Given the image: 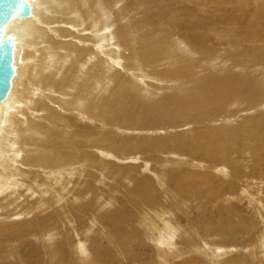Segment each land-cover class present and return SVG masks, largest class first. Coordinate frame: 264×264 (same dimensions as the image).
I'll return each instance as SVG.
<instances>
[{"label":"bare ground","instance_id":"obj_1","mask_svg":"<svg viewBox=\"0 0 264 264\" xmlns=\"http://www.w3.org/2000/svg\"><path fill=\"white\" fill-rule=\"evenodd\" d=\"M30 1L34 3V16L16 21L9 28L15 30V61L20 62L17 64L20 67L9 98L0 104V243L4 242L10 248L11 243L23 240L25 236L39 237L45 246L46 240L48 243L58 242L62 254L70 247L72 260L62 257L55 250L57 246L52 250L51 246L49 250L45 248L47 256L59 257L63 264H76L74 259H80L79 264L92 263L93 255L95 264H120L117 259H112L107 249L97 245L90 248L88 245L90 235L100 230L97 228V217L89 219L90 228H84L81 233L82 229L75 225L77 222L73 209L78 206L103 205L102 200L107 196V203L117 201L122 209L118 210L117 216L102 210L103 220L115 227L118 234L127 226L132 220L133 211L129 209L131 205H125L118 193L121 194L122 188H126L124 181L134 168L120 167L107 161L106 154L124 161L132 160L148 149L158 150L168 146L175 149L181 143L178 144L177 140H183V133L176 131L181 123L163 122L162 117H174L172 111L184 103H197L196 98L190 95L194 89L184 92L180 85L193 70L194 75L200 72L199 67L208 71L207 77L196 78L195 85L196 92L205 91L201 100L205 105L213 107L212 110L228 101L241 99L238 97L241 94L249 96L250 90L254 88L264 91V82L259 83V80L249 79L239 73L235 76L214 75L213 63L219 60L218 52L213 53L214 49L205 42L203 31L194 33V36L187 35L191 20L200 18L212 26H223L230 30L252 52L258 50L262 54L264 15L260 17L259 23H252L248 13L233 11L227 0H172L174 10L181 15V18L175 20V27L183 33L188 31L186 36L194 43L192 50L201 56V59L197 57V60L183 65L182 59L185 56L180 50L189 48L185 33L176 35L171 32L170 37L163 36L167 39L156 41L150 31L144 30L145 34L142 32L137 37L136 30L145 27L143 24L147 26L149 18L143 22H137V18L132 17L122 18L131 13L128 8L118 9V0ZM172 40L175 42L172 43ZM154 45L160 49H155ZM177 56L179 59L174 60ZM202 62L206 64L200 65ZM145 86H150V91L154 92L165 89L173 92L165 96V102L157 107L149 104L150 100L149 103L145 102ZM107 92H111L114 99L109 100L110 96L98 103L100 98L94 95L102 99L100 94ZM95 97L98 98L97 103ZM224 100L228 101L220 103ZM110 129L140 135L135 138L122 137L124 135L108 132ZM171 129L174 134H168L170 137L153 139L148 135L152 132L169 133ZM210 135L211 141L218 140L219 143L221 135L218 128L210 129ZM153 141L158 142L151 144ZM212 146L209 142L203 150L199 145L192 150L204 156ZM224 149H220V152ZM161 175L166 176L164 172ZM159 177L157 180L160 183ZM110 179L116 182L114 186L106 184V180ZM151 179L149 176L141 179L131 177L133 189H125L128 194L126 196L132 198L134 207H150L154 211L146 209L142 212L139 227H143L149 242L155 237L152 243L159 242V245L171 250L175 248L176 236L182 226L179 222L174 223L173 219H167L164 211L159 214L154 207L162 194L157 193L156 184L153 182L155 185H152ZM166 179L161 180L163 184ZM164 185L168 187L170 184ZM102 187L108 188L105 194H102L104 189L100 192L99 188ZM175 188L179 191L177 186ZM95 211L91 214L96 215ZM30 215L35 216L27 223L5 222ZM78 218L85 220V216ZM155 218L158 219V225ZM105 241L120 250L117 239ZM26 251L28 257H33L27 259L24 254L27 259L25 264H40L38 255L35 256L27 246Z\"/></svg>","mask_w":264,"mask_h":264},{"label":"rangeland","instance_id":"obj_2","mask_svg":"<svg viewBox=\"0 0 264 264\" xmlns=\"http://www.w3.org/2000/svg\"><path fill=\"white\" fill-rule=\"evenodd\" d=\"M227 1H229L228 5H230V9L232 8L233 11L248 13L252 23H259L261 21L260 17L264 15V0ZM172 3V0L117 1L118 9L128 8V12L131 13L123 15L122 18H137V22H143L146 18H149L150 23L147 26L143 24L145 27L140 29L141 31L136 30L135 35L137 37L142 35L144 30L150 31L149 33L152 34V38L156 41L161 40V38H166H163L164 35L170 37L169 33L171 32L176 35L185 33L184 35L189 43V48L183 51L180 50L185 56L182 59L183 65H187L189 62L197 60L198 58L201 59V56L199 57L198 53L192 50L194 43L186 36L187 32L190 31L187 35L194 36V33L203 31L205 42L214 49L213 53L215 51L218 52L219 60L217 59L213 63V66H215L214 75L221 76L228 74L235 76L239 73L244 77H250L249 79L259 80V83L264 82V53L259 54L258 50L252 52L246 44L236 39L237 37L235 35L233 36L230 30L223 26L220 28L212 26L200 18L191 20L190 29L187 32L183 33L179 31L175 27L174 22L178 17L181 18V15H178L174 10ZM129 18L126 20L128 21ZM126 20L124 21L126 22ZM173 41L172 43L175 42ZM153 47L160 49V47L155 45ZM177 59H179L178 56L174 57V60ZM205 64V62H202L200 65ZM18 66L20 67V64ZM141 68L144 69V66L141 65ZM199 68L200 72L198 75H194L193 70L192 73L184 77V82L180 83L181 89L184 92L194 89L193 92H190V95L196 98L197 103H184L181 106L175 107L177 109L172 111V116L174 117H162L163 122L181 123L180 126H177L176 131L183 133L181 137L183 140H177L178 144L180 141L181 143L175 149H171L172 146H168L169 148L162 147L158 150L148 149L146 152L139 153L134 159L124 161L106 154L107 161L114 162L120 167L134 168L126 176L127 180L124 181V187L126 186V188H122L121 194L118 193V196L123 199L125 205L130 204L131 207L129 209L133 211L132 220L128 222L127 226L118 234L115 231V227L103 220L105 218L102 215V210L117 216L118 210L122 209L117 201H113L112 204L107 203L109 202L107 196L102 200L103 205L95 207L94 205H88L86 207L78 206L77 209H73V215L77 222L75 225L79 229H82L81 233L84 228H90V220L94 219L95 216L97 217V228L100 230L99 233H92L90 235L89 240L91 241H88V245H90V248L97 245L103 249H107L112 254V259H117L120 264L124 262V264H264V91L254 88L250 90L249 96L241 94L238 96L241 99H235V101L233 100L234 102L224 100L220 103L228 102L218 107V111L217 109L212 110L213 107L205 105V102L201 100L205 91L196 92V78L208 76L206 75L208 71H204V68ZM250 75H253L254 79ZM150 82L154 83V81ZM168 85L170 86L171 84ZM209 86L207 85V87ZM143 88L146 91L144 97H147V101H145V98L144 101L148 103L151 101L149 104L152 103L157 107L165 102V96L173 92L169 89H165V91L158 90L157 92H154L155 90L150 91L152 89L150 86ZM100 95H102V99L101 96L94 95L101 100L98 101V98L95 97L96 103L97 101L101 103L102 100L109 99L110 96L111 98L109 100L114 99L111 92ZM149 96H151L150 99H148ZM154 96H156L155 101L153 99ZM79 120L81 121V119ZM214 128L220 130L221 139L219 143L218 140L211 141L212 135H210V129ZM115 130L110 129L108 132L117 133L119 136L124 135L122 137L129 136L132 138L140 135L122 130V133L118 130V132H115ZM173 132H152V134L148 135L153 139H157L160 137H170L174 134ZM200 139L202 140L199 141ZM158 141H153L151 144L157 143ZM209 142L213 145L212 149L210 152L206 151V155L204 156L192 150L197 145L203 150ZM223 147L225 149L220 152V149ZM173 153H176V155L172 156L171 154ZM110 158L111 160H109ZM218 158L221 159L218 160ZM114 159H117V161ZM167 160L169 161L168 164L165 163L168 162ZM161 161L165 162L162 163ZM105 166L108 167V165ZM162 172L166 176L162 177ZM235 174H237V177ZM175 175H178V177ZM147 176L152 178L150 180L152 185L156 184L155 189L157 193L162 194L161 199L154 206L158 213L160 214L164 211L167 219H173L174 223L179 222L182 226L181 231H178L176 236L175 248L171 250L167 247H162L159 245V242L152 243L155 237L151 238L152 242L148 241L143 227L139 226L143 218L142 212L146 209H152L150 207H144L142 209L140 207L136 208L132 203V198L128 199L127 197L129 196H126L128 194L125 189H133L131 177L141 179ZM167 176L168 179H166ZM157 177L161 180L166 179L164 180V184L170 185L166 187L161 180L159 183ZM174 177L180 179H172ZM106 184L114 186L116 182L110 179L106 180ZM174 186H177L179 191ZM180 187L182 192H180ZM99 189L101 193L102 189H104V193L102 194H105L106 189L108 190L106 187ZM116 202L118 205H116ZM94 209L97 211H95L96 215L91 214ZM76 211H79L78 214L75 213ZM19 215L22 216L24 213H20ZM35 215L5 222L6 224L17 222L27 223ZM84 216L85 220L78 218ZM27 218L29 219L27 220ZM155 220L158 225V219L155 218ZM71 234L75 235L74 233ZM75 238L74 236V241L76 240ZM82 239H85L84 236H82ZM109 239L118 240L120 245L119 251L116 249V245L105 241ZM44 243L47 245H43L42 239L39 237L32 238L27 236L23 240H17V242L11 243V247L13 248H8V244L1 242L0 264H25L27 259L33 257V255H29L30 257H28L26 246L35 256H39L40 264H63L59 257L50 258L51 256L49 257L45 254V248L47 247L48 249L46 248V250H49L50 246L51 250L57 246L55 250L59 254H62L59 251L58 242H50V245L46 240ZM71 244L73 245L74 243L72 242ZM24 254L27 259L24 258ZM62 257L66 260H72L73 254L70 247L66 249ZM93 259L92 263L90 261L87 264H95L96 260L94 255ZM73 262L79 264L80 259H74Z\"/></svg>","mask_w":264,"mask_h":264},{"label":"water","instance_id":"obj_3","mask_svg":"<svg viewBox=\"0 0 264 264\" xmlns=\"http://www.w3.org/2000/svg\"><path fill=\"white\" fill-rule=\"evenodd\" d=\"M33 9L30 0H0V104L9 98L19 68L15 61L16 34L10 25L32 18Z\"/></svg>","mask_w":264,"mask_h":264}]
</instances>
